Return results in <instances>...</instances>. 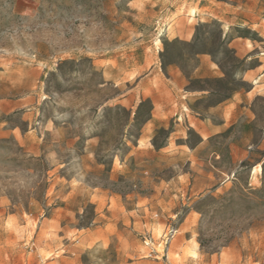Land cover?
Returning <instances> with one entry per match:
<instances>
[{
	"label": "rangeland",
	"instance_id": "1",
	"mask_svg": "<svg viewBox=\"0 0 264 264\" xmlns=\"http://www.w3.org/2000/svg\"><path fill=\"white\" fill-rule=\"evenodd\" d=\"M0 264H264V0H0Z\"/></svg>",
	"mask_w": 264,
	"mask_h": 264
}]
</instances>
